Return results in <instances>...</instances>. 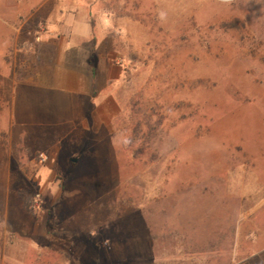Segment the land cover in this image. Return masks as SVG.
I'll return each mask as SVG.
<instances>
[{"label": "rangeland", "instance_id": "374dc122", "mask_svg": "<svg viewBox=\"0 0 264 264\" xmlns=\"http://www.w3.org/2000/svg\"><path fill=\"white\" fill-rule=\"evenodd\" d=\"M100 2L109 101L0 118V264H264V0Z\"/></svg>", "mask_w": 264, "mask_h": 264}, {"label": "crops", "instance_id": "0c3cea01", "mask_svg": "<svg viewBox=\"0 0 264 264\" xmlns=\"http://www.w3.org/2000/svg\"><path fill=\"white\" fill-rule=\"evenodd\" d=\"M100 1L17 0L0 6L10 18L0 24V75L9 74L0 118L41 128L53 114L71 128L75 121L89 122L109 101L103 102L105 89L121 78L123 68L106 51L114 18Z\"/></svg>", "mask_w": 264, "mask_h": 264}, {"label": "trees", "instance_id": "16d2710c", "mask_svg": "<svg viewBox=\"0 0 264 264\" xmlns=\"http://www.w3.org/2000/svg\"><path fill=\"white\" fill-rule=\"evenodd\" d=\"M90 65H91V72H92V74H94L95 73V67H94L92 60L90 61ZM22 208L25 212L32 213L31 202H29L27 200L23 201L22 202Z\"/></svg>", "mask_w": 264, "mask_h": 264}, {"label": "water", "instance_id": "95a60500", "mask_svg": "<svg viewBox=\"0 0 264 264\" xmlns=\"http://www.w3.org/2000/svg\"><path fill=\"white\" fill-rule=\"evenodd\" d=\"M71 161H72L73 163H75V162L77 161V159H72Z\"/></svg>", "mask_w": 264, "mask_h": 264}]
</instances>
